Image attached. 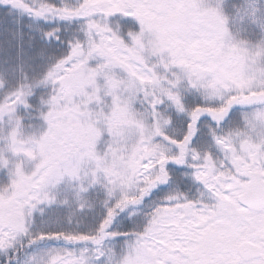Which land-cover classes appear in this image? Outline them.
Here are the masks:
<instances>
[{"label": "snow or ice", "instance_id": "1", "mask_svg": "<svg viewBox=\"0 0 264 264\" xmlns=\"http://www.w3.org/2000/svg\"><path fill=\"white\" fill-rule=\"evenodd\" d=\"M0 264H264V0H0Z\"/></svg>", "mask_w": 264, "mask_h": 264}]
</instances>
